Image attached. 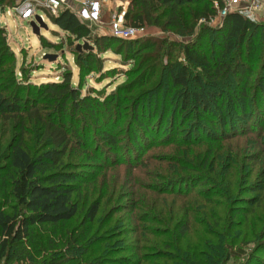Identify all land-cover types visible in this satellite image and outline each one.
<instances>
[{
	"label": "trees",
	"instance_id": "obj_1",
	"mask_svg": "<svg viewBox=\"0 0 264 264\" xmlns=\"http://www.w3.org/2000/svg\"><path fill=\"white\" fill-rule=\"evenodd\" d=\"M5 3L0 0V12L8 8ZM129 7L128 26L155 25L190 36L200 21L217 18L224 4L221 0H130ZM47 16L68 34L70 45L77 43L74 52L83 74L97 67L101 71L102 54L108 50L132 60L135 66L129 71H140L142 76H154L157 60L167 57L168 94L175 92L177 97L171 104L166 101L164 112L147 114L146 95L136 100L126 95L134 86L132 81L105 97H92L91 89L82 96L72 85L71 74L64 75L62 82L25 85L7 66L15 56L0 25V118L17 124L1 156L0 264L43 254L36 264H226L234 253L245 256L247 264H264L259 256L264 251V109L258 107H264V23L230 13L217 31L202 25L195 41L179 45L160 41L157 48L158 42L151 38L141 42L93 34L69 8ZM207 31L217 33L213 55L201 45ZM83 39L94 47L78 50ZM162 47V53L156 52ZM177 47L184 62L174 59ZM257 65L260 71L250 90ZM230 81L240 85L235 83L233 88ZM129 101L135 107L124 126ZM26 116L41 123L42 144L34 153L25 147ZM126 129L129 140L123 141ZM235 138L250 144L247 149L259 147L261 151L255 150L259 171L244 166L239 159L243 149L233 147ZM168 144L191 150L202 144L207 147L191 163L177 159L180 167L170 170L178 176L153 184V213L132 215L129 219L136 221L132 226L118 220L104 232L95 229L105 195L110 201L117 196H108V190L95 195L98 183L107 182L108 169L124 165L133 172L144 165L146 150ZM194 171L199 174L193 175ZM136 186L146 191L143 182ZM243 186L253 194L237 198ZM139 190L131 207L135 212L139 205L146 207L147 197L138 199ZM224 200L233 209L224 212L220 204ZM218 208L224 218L217 215ZM121 210L114 206L112 215ZM81 213L82 220L72 231L57 233L58 226ZM238 241L253 245L252 250L235 247Z\"/></svg>",
	"mask_w": 264,
	"mask_h": 264
},
{
	"label": "rangeland",
	"instance_id": "obj_2",
	"mask_svg": "<svg viewBox=\"0 0 264 264\" xmlns=\"http://www.w3.org/2000/svg\"><path fill=\"white\" fill-rule=\"evenodd\" d=\"M64 1L65 5L63 4L64 7H61L62 9L66 8L68 4L71 3L73 4L72 9L76 13H78V11L80 10V6L82 5L81 0ZM18 2L19 0H6L5 5L9 4V6L7 7L10 8L15 6ZM99 3L101 4L99 7V11L97 12L98 15L90 16V18L86 21L89 22L90 25H92L94 29L93 34L109 35V32H114V17L116 13L120 15L117 16V21L124 23V26H128L126 25L125 14L130 10V0H105L102 2L99 0ZM61 8L59 9L58 13L61 12ZM2 10L3 11L0 12V25L6 29L5 35L7 37V43L14 51L15 56V61H10L9 63H7V66H11V68H13L14 74L17 75L18 78L23 79L22 82L25 85L31 83L39 85L43 82H62V80L64 79V75L71 74V83L75 88L79 89L82 96L88 95L91 89L93 90L92 93H90L92 97H105L109 95L111 91H115L118 86L125 84L128 85L132 81L134 86L126 95L133 100L146 95L147 98H144L146 102L144 103V111H146L147 114L149 112L153 114H160L164 112L165 106L167 105L166 103H170L174 96L177 97V94L175 92L168 94V84L170 83V81L168 79L167 72V57H161L160 60H157V62H159V67L157 73H155L154 76L150 74L142 76V73L140 71H129L135 66V63L132 60L127 59L126 57H124V55L116 53L114 50H108L102 54L105 60L101 71L97 70V67L96 71L91 73L85 71V73L83 74L80 70V66L77 64V55L74 52L76 47L75 45L77 43L70 45L71 39L68 37V34L65 33L58 25L54 24L44 11H39V13L42 12L45 14V23L47 24V28L40 26V32L38 34L34 32V28L31 25L32 20H22L16 16L3 13L4 8ZM2 13L3 15H1ZM123 14L124 16H121ZM79 18L86 20V18L83 16H79ZM221 22L222 20L218 18H214L211 21H200L199 28H197L196 32L190 36L180 35L173 32L172 30H162V28H160L159 26L147 25L146 27H144L146 29L144 32L138 33L141 36L134 39H139L141 42H144L146 39L150 38L154 39L159 44L157 48H159L160 44H162V41H172L176 42V44L179 45L180 43H186L198 39V37H200L199 34L202 25L211 27L213 28V30L217 31L218 27L221 25ZM216 34L217 33H214L213 31H207L205 34H203V37L205 38H203L202 41L204 42H201V45L205 46L206 52H208L210 55H213V51L216 48V42L214 41V37L216 36ZM41 36L44 37L46 41H42ZM50 43H57V45L55 47H50ZM179 48L180 47H177L174 52V59H179L184 62V57L180 53ZM164 49L165 48L162 47L161 50H157L156 52L162 53ZM156 52L153 54L154 59L157 55ZM160 53H158L159 56ZM47 54H53L55 55V58L47 57ZM259 71L260 65H257L248 85L250 90H252L256 85ZM5 76H8V74H5ZM194 77L195 76L193 75L191 79L192 89L197 88V84L193 80ZM138 82L141 83L138 84ZM235 83H237V81H230L229 84L232 85L231 87L235 88ZM237 84L240 85L239 83ZM40 104L39 107H41L40 109L43 113V110L45 111V109L43 106H40ZM128 104L129 107L124 108V126L127 125V122L132 114V109L135 107V105L131 101H129L127 105ZM258 107L264 109L263 106L258 105ZM143 109L144 108L140 106L138 108V111L142 112L141 110ZM157 110L159 112H157ZM80 117L77 116V119ZM171 117L172 112H170L168 118ZM168 121H170V119H168ZM168 125L169 124L164 127L165 130ZM16 129L17 124L14 121H4L2 118H0V165H2V153L10 142L13 136V132H15ZM25 131V147L30 152L34 153L42 144L40 121L36 118L31 119L29 116H26ZM96 135L97 132L92 134V138ZM122 138L123 141L129 140V133L127 129L124 131ZM232 140L234 148L240 147V149H243L241 155L239 156V159L242 161L244 160V166L249 165V168H254V171L256 172L259 171L261 168L259 166V163H257V161L255 160V158H257L255 156L259 154L258 151L255 150L259 149V147L254 149L253 147H250L247 149V146L251 145L248 144L243 138V141H238L237 138ZM241 141L242 143H240ZM237 143L240 144L237 145ZM206 147L207 145L202 144L200 146L193 147V149L191 150L190 148H187L185 146H176L173 144L155 146L146 150V152L143 154V160L145 162L144 165L135 169L133 172H131V170H129L124 165L108 169L107 182H105L103 186L98 183V189L95 195L98 196V194H107L108 190V196H117L112 199L113 201H110L105 195V199L103 198L104 201L99 213V218L95 224V229H102V232H104L105 230H107V228H110L115 223H117L118 220H121L122 224L124 225L128 223V225L132 226L136 222L135 219H129L132 215H135L139 212L141 213L143 211L153 213L152 205L153 197L155 195L153 194V184L161 182L164 178H174L175 176H178L179 173H174L170 170L174 169L173 167L177 165L180 167L177 161L182 159L183 161L191 163V159H194V161L196 160V158L198 159L199 153H196L201 150L204 151ZM153 156H155L154 159ZM159 158H162V161H160ZM167 158L173 159L175 161L170 163L169 159ZM182 173L183 172H180V174ZM158 174H162V177ZM198 174V171H194L193 173V175ZM253 180L254 178H252L251 180L248 179V181L250 182H252ZM138 182H143L145 184L144 187L146 191L139 190L137 188L136 183ZM244 186L243 189L240 190V192L237 194V198H241V196L249 197L253 194L250 187ZM138 190V199L139 197H147V199H145L146 207H140L139 205V210L137 209L138 211L135 212L131 210V207L133 206L135 192H137ZM232 193L233 195H236V188ZM168 198L172 197L168 196ZM220 204L223 205L222 209L224 212H226V210H230V206L231 208L233 207V204L230 205L226 202V200L221 201ZM114 206H117L122 210L112 215ZM217 210H219V214L217 215L219 217L221 215L224 218L225 214L221 211V209L218 208ZM82 217L83 213L79 214L72 221L58 226V228H56L57 233H59L60 235L61 232L64 233L65 231H72L77 225L80 224ZM239 228L242 227L239 226ZM239 246H242L246 251H251L253 248V245H242L241 241H238V243L235 245V247ZM44 255L45 254H43V256ZM43 256L37 259H29L20 263H18L17 260H13L10 264H36L43 259ZM259 256L264 257V251L261 252ZM226 264H247V258L245 256H240L237 253H234L231 259Z\"/></svg>",
	"mask_w": 264,
	"mask_h": 264
},
{
	"label": "built area",
	"instance_id": "obj_3",
	"mask_svg": "<svg viewBox=\"0 0 264 264\" xmlns=\"http://www.w3.org/2000/svg\"><path fill=\"white\" fill-rule=\"evenodd\" d=\"M77 1V0H75ZM105 1V0H100ZM224 4L222 9H219V13L217 18L223 20L227 14L237 13L243 16L244 18L255 22V23H264V0H221ZM82 5L80 6V10L76 13L72 9L71 3L68 4L66 8H69L73 12L76 13L77 16H83L86 20L81 19L84 23H86L94 32L92 25L89 22H86L90 16H97V12L99 11L100 4L99 0H81ZM64 0H19V2L13 6L5 9V13L16 16L22 20H32L37 21L36 16H41L42 20L45 21V14L39 11H44L46 14H57L59 9L64 7ZM217 6L218 3L216 4ZM61 8V9H62ZM117 16L119 14H115V30L114 32H109V35H113L116 37H120L123 39H134L141 36L140 32H144L146 29L136 28L131 26H124V23L117 21ZM121 16H124L121 15ZM39 24V23H38ZM88 41V39H83L82 43Z\"/></svg>",
	"mask_w": 264,
	"mask_h": 264
},
{
	"label": "water",
	"instance_id": "obj_4",
	"mask_svg": "<svg viewBox=\"0 0 264 264\" xmlns=\"http://www.w3.org/2000/svg\"><path fill=\"white\" fill-rule=\"evenodd\" d=\"M36 20L37 21H35V20L32 21L31 25L34 28V32L39 34L40 26L47 28V24L45 23V21L42 20L41 16H39V15L36 16ZM93 47L94 46L92 43H90V41H85L84 43H78V45H77L78 50L89 49V48H93ZM47 55H48L47 57L55 58V55H53V54H47Z\"/></svg>",
	"mask_w": 264,
	"mask_h": 264
}]
</instances>
